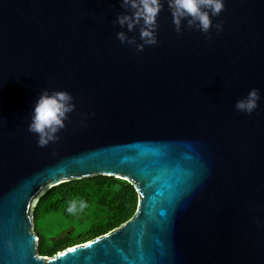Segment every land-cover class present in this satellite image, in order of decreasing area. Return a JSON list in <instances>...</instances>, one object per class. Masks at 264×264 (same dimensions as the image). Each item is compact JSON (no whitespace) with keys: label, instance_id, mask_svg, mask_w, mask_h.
I'll return each mask as SVG.
<instances>
[{"label":"water","instance_id":"1","mask_svg":"<svg viewBox=\"0 0 264 264\" xmlns=\"http://www.w3.org/2000/svg\"><path fill=\"white\" fill-rule=\"evenodd\" d=\"M118 0H0V264H264V0H224L217 33L174 31L121 44ZM256 88L251 114L235 102ZM74 110L58 139L27 131L41 90ZM130 184L133 217L39 257L32 207L92 176Z\"/></svg>","mask_w":264,"mask_h":264},{"label":"clouds","instance_id":"2","mask_svg":"<svg viewBox=\"0 0 264 264\" xmlns=\"http://www.w3.org/2000/svg\"><path fill=\"white\" fill-rule=\"evenodd\" d=\"M118 3L123 12L116 15L114 23L127 32L136 28L140 43L135 38H129L125 31L116 32V39L121 44L134 46L137 52L142 51L145 46L157 44L156 18L165 4L174 31L178 34L182 21L186 29L201 33H208L210 27L217 33L222 30L223 22L213 24L211 17L218 16L224 9V0H118ZM259 99V90L252 88L246 96L235 102L234 108L244 114H251L257 108ZM72 101V96L65 90H41L32 104L27 124V131L35 135L38 147H44L59 138L57 133L64 128L67 114L74 110ZM86 207L83 199H70L66 212L75 214Z\"/></svg>","mask_w":264,"mask_h":264},{"label":"trees","instance_id":"3","mask_svg":"<svg viewBox=\"0 0 264 264\" xmlns=\"http://www.w3.org/2000/svg\"><path fill=\"white\" fill-rule=\"evenodd\" d=\"M70 199H83L87 207L69 214L66 207ZM137 202V194L130 184L101 175L71 180L47 189L35 201L31 212L32 231L37 237V255L51 258L65 249L118 229L133 217ZM56 214L66 220L68 225L66 229L58 230L56 236L46 243H42L35 232L36 222ZM71 224L79 227L72 229L69 226Z\"/></svg>","mask_w":264,"mask_h":264},{"label":"rangeland","instance_id":"4","mask_svg":"<svg viewBox=\"0 0 264 264\" xmlns=\"http://www.w3.org/2000/svg\"><path fill=\"white\" fill-rule=\"evenodd\" d=\"M67 225V221L62 219L60 215H48L45 216L43 221L36 222L35 232L40 238L41 242L46 243L52 237L56 236L58 230L66 229ZM69 226L72 229L79 227L75 224H71ZM73 232H75V230Z\"/></svg>","mask_w":264,"mask_h":264}]
</instances>
